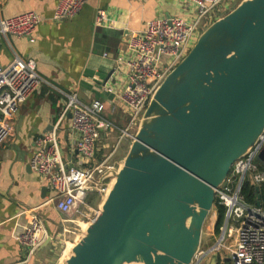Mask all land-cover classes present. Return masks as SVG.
I'll return each mask as SVG.
<instances>
[{"label": "water", "instance_id": "95a60500", "mask_svg": "<svg viewBox=\"0 0 264 264\" xmlns=\"http://www.w3.org/2000/svg\"><path fill=\"white\" fill-rule=\"evenodd\" d=\"M263 132L264 0H241L157 87L65 264H193L215 190Z\"/></svg>", "mask_w": 264, "mask_h": 264}, {"label": "built area", "instance_id": "2783aa9c", "mask_svg": "<svg viewBox=\"0 0 264 264\" xmlns=\"http://www.w3.org/2000/svg\"><path fill=\"white\" fill-rule=\"evenodd\" d=\"M86 3L87 0H59L50 20L60 22L73 18ZM187 3L195 9L194 19L189 21L177 16L150 19L143 31L129 35L123 54L114 58V68L108 79L112 82L113 75L123 74L126 68V82L121 91L107 84L103 85V91L114 98L112 112L115 106H122L130 117L129 122L118 126L108 116L103 101L93 99L83 103L71 94L67 95L62 116L69 115L73 135L71 149L78 154L77 159L74 162L64 160L58 124L35 139L29 167L46 180L54 193L51 200L60 216L63 239L66 234L76 232L73 228L77 229L78 219L88 225L97 218L99 205L94 208L86 199L89 194H95L100 201L104 198L111 180L100 182V178L106 171L116 170L118 164H112V156L118 145L124 139L132 141L153 93L188 53L191 42L196 41V32L208 27L227 8V0H187ZM100 20L98 17L96 22ZM41 22L35 12L0 17V35L32 41L33 31ZM43 82L31 59L16 58L0 71V147L12 135L13 120L19 108ZM116 132L117 146L108 153V141L114 139L111 136ZM263 148L264 132L254 147L234 162L226 180L215 190L213 231H216L218 216L216 206L224 207L223 223L218 228L216 242L202 252V256L214 253L222 264H264V202L260 195V190L264 189V165L256 164ZM245 186L253 189L250 199L249 193H244ZM29 215V224L17 236L27 259L48 238L42 217L35 211ZM223 253L227 254L226 259Z\"/></svg>", "mask_w": 264, "mask_h": 264}, {"label": "crops", "instance_id": "0c3cea01", "mask_svg": "<svg viewBox=\"0 0 264 264\" xmlns=\"http://www.w3.org/2000/svg\"><path fill=\"white\" fill-rule=\"evenodd\" d=\"M235 1L227 0L225 10ZM58 2L0 0L1 18L35 12L42 19L32 41L0 35V71L16 58L31 59L44 80L19 108L12 135L0 147V264H54L58 256L62 233L60 216L51 200L54 193L46 180L30 169L29 161L35 139L55 124L59 125L64 160L77 159L78 154L71 149L69 115L62 116L67 95L75 94L83 103L100 99L108 116L118 126L124 125L127 114L120 105L112 112L114 98L103 91V85L122 90L126 68L123 74H114L112 82L107 76L114 68V58L123 54L129 35L143 31L150 19L177 16L190 21L195 17L187 0H87L77 16L53 22L50 17ZM98 17L100 23L96 22ZM118 150L112 164L120 162ZM31 211L42 217L48 238L27 259L17 236L29 224Z\"/></svg>", "mask_w": 264, "mask_h": 264}, {"label": "rangeland", "instance_id": "374dc122", "mask_svg": "<svg viewBox=\"0 0 264 264\" xmlns=\"http://www.w3.org/2000/svg\"><path fill=\"white\" fill-rule=\"evenodd\" d=\"M241 0H236L233 4L230 5V7H228L227 10L221 12L218 16H223L225 14H227L231 9H233L234 7L237 6V4L240 2ZM203 29V28H202ZM205 29V28H204ZM203 29V30H204ZM197 31L195 34V38L197 40V38L199 37V35L201 34V32L203 31ZM193 40V39H192ZM194 42V40L192 41ZM190 44L189 48H191L193 46V44ZM117 115H121L120 112H117ZM123 118L125 119V122H129L130 117L127 115L123 116ZM114 137L113 140L108 141V153L112 150V147L115 148L117 146V142H118V132H116V134L114 133L111 138ZM131 141L129 139H124L120 142V145H118V153H120V157L121 159L126 155L127 151H128V147L130 146ZM120 159V160H121ZM257 165H264V162L258 160L256 162ZM86 201L88 203H90L94 208L100 204V199H98V197L95 194H89ZM213 209L211 210V212L209 213L204 226H203V231H202V239H201V246H200V251L199 254H197L196 258L194 259L193 264H209L210 263V259L212 257H215L214 253H209L205 256H202L201 253L205 252L207 250H209L213 244L216 242V239L218 237V232L217 231H213V222H214V216H213ZM76 219V218H73ZM77 221L82 222V220L78 219ZM85 223V222H83ZM82 223V224H83ZM82 224L80 225V227H77V230L75 233H70V234H66L65 239L62 238L61 243L59 245V250H58V256L56 258V261L54 262V264H65L61 262V258H62V253L66 247V243L68 242V245H72V244H76L80 238H81V231H84ZM84 225V224H83ZM60 231L61 233L63 232V227L60 225ZM87 228V227H86ZM79 239H78V238ZM77 240V241H76ZM228 242V240H227ZM223 256L227 257L226 253H223ZM220 260V258H219Z\"/></svg>", "mask_w": 264, "mask_h": 264}, {"label": "trees", "instance_id": "16d2710c", "mask_svg": "<svg viewBox=\"0 0 264 264\" xmlns=\"http://www.w3.org/2000/svg\"><path fill=\"white\" fill-rule=\"evenodd\" d=\"M253 191V189L251 188V190L248 189L247 186L244 187V193L247 194L249 193V197L248 199H250L252 196H251V192ZM260 195L263 199V202H264V189H261L260 190ZM217 207V213H218V216H217V222H216V231L218 232V228L219 226L223 223V217H224V207L222 206H216ZM217 264H222L221 261L219 259H217Z\"/></svg>", "mask_w": 264, "mask_h": 264}, {"label": "bare ground", "instance_id": "6f19581e", "mask_svg": "<svg viewBox=\"0 0 264 264\" xmlns=\"http://www.w3.org/2000/svg\"><path fill=\"white\" fill-rule=\"evenodd\" d=\"M83 222H79V223H77V226L78 227H80V225L82 224ZM84 224V225H83ZM82 224V226H83V229L85 230L86 229V227L88 226L86 223H83ZM78 238V237H77ZM79 239V238H78ZM77 241V240H76ZM66 245V247H65V249H64V251H63V255H62V258H61V262L62 263H66V260H67V258L71 255V253H72V250H73V247H74V244H72V245H68V242L65 244Z\"/></svg>", "mask_w": 264, "mask_h": 264}]
</instances>
